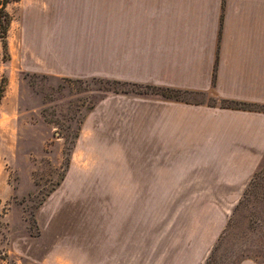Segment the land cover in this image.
<instances>
[{
  "label": "rangeland",
  "instance_id": "obj_1",
  "mask_svg": "<svg viewBox=\"0 0 264 264\" xmlns=\"http://www.w3.org/2000/svg\"><path fill=\"white\" fill-rule=\"evenodd\" d=\"M3 1L0 264H96L99 252L112 257L125 244L126 263L130 236L136 264L264 259V162L228 201L224 189L178 176V165L163 155L118 153L124 139L106 136L113 132L105 120L123 85L99 75L29 70L20 53L33 36L101 28L91 25L97 18L73 0ZM112 16L111 3L107 29Z\"/></svg>",
  "mask_w": 264,
  "mask_h": 264
},
{
  "label": "crops",
  "instance_id": "obj_2",
  "mask_svg": "<svg viewBox=\"0 0 264 264\" xmlns=\"http://www.w3.org/2000/svg\"><path fill=\"white\" fill-rule=\"evenodd\" d=\"M73 1L101 28L25 40V68L123 85L105 120L113 132L106 136L124 139L118 153L163 155L178 165V176L200 177L235 201L264 162V0ZM148 85L174 94L146 91ZM125 243L129 261H122L125 244L112 257L99 252L96 264H136L132 237Z\"/></svg>",
  "mask_w": 264,
  "mask_h": 264
},
{
  "label": "trees",
  "instance_id": "obj_3",
  "mask_svg": "<svg viewBox=\"0 0 264 264\" xmlns=\"http://www.w3.org/2000/svg\"><path fill=\"white\" fill-rule=\"evenodd\" d=\"M9 1H10V0H4V1H3L4 6H6V4H7ZM4 12H5V9H4ZM6 17H7V18H6V22H7V24H6L5 32L7 33V31H8V27H9L11 21H12V17H11V15H10L7 11H6ZM5 35H6V34H5ZM113 81H114V80H113ZM114 82H115V81H114ZM148 87H151V88L154 89V90H160V91H162V93H164V94L167 95V96H172V95L174 94V92H173L171 89H169V88H160V87L152 86V85H148ZM115 89H117V88H115ZM2 91H3V89L1 88V89H0V101H1V98H2V95H3ZM222 104H223L224 106L232 105L231 101L226 100V99H224V100L222 101ZM205 263H206V262H205Z\"/></svg>",
  "mask_w": 264,
  "mask_h": 264
}]
</instances>
